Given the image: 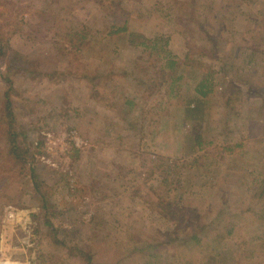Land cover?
Here are the masks:
<instances>
[{
    "label": "rangeland",
    "instance_id": "374dc122",
    "mask_svg": "<svg viewBox=\"0 0 264 264\" xmlns=\"http://www.w3.org/2000/svg\"><path fill=\"white\" fill-rule=\"evenodd\" d=\"M258 34L264 0H0L12 53L0 63V116L7 71L22 136L42 148L35 164L17 163L0 125V264H263L264 108L244 99L230 111L224 97L261 74L232 61ZM162 37L182 77L173 93L164 60L140 64ZM13 52L23 58L10 69ZM208 74L217 86L199 109L194 88ZM148 76L159 84L140 96L136 77ZM187 97L185 119H167L166 104ZM164 123L173 147L156 134Z\"/></svg>",
    "mask_w": 264,
    "mask_h": 264
},
{
    "label": "trees",
    "instance_id": "16d2710c",
    "mask_svg": "<svg viewBox=\"0 0 264 264\" xmlns=\"http://www.w3.org/2000/svg\"><path fill=\"white\" fill-rule=\"evenodd\" d=\"M128 31V24H126L123 27L118 28L116 33H126ZM78 37L77 41L83 42L85 41L88 37L87 34L84 33H79L75 34L72 37L70 36L71 39H74ZM8 39H4L3 37L0 36V63L2 62L3 59L9 58V55H11V47L8 43ZM168 41L169 38L164 41V38L162 37L161 39L155 40L151 45H143L144 53L149 51L151 54L155 55V61L153 59H148V61L143 60L144 63H140L142 69H147L150 67H153V62L158 63L161 60H164V65L163 69H168L172 73V78L170 82H168V89L170 93H173V90L175 89L176 84L182 79L181 76L174 77V73L176 72V69L178 67L177 61L172 57L171 55V50L168 46ZM235 52V51H234ZM232 54V58L236 59V55ZM14 55V56H13ZM11 63L8 65L10 66V69L13 68H19L21 67V64H19L16 61V57L18 58H23L20 54L17 52H13ZM172 57V58H171ZM150 58V57H149ZM23 64V63H22ZM139 64V63H138ZM232 65V62H231ZM138 66V65H137ZM136 66V67H137ZM126 76H130L131 79L134 78V75L132 73H125ZM3 79L5 80L6 83V91H5V101L3 103V109L2 113L0 116V125L3 126L1 129L4 131L3 134L6 133L5 137H8V155L9 157H12L13 159L16 160L17 163L21 164H28L30 165L31 163H36L38 156L42 153V148L39 147H34L33 143L27 136H22L24 135L23 132V126L21 127V123L19 122V119L17 117V111L13 103L12 96L15 93V88L13 86V83L10 80V77L7 75V71H5L2 74ZM91 79H95V77H90ZM109 78H112L109 77ZM86 79L89 80V78L86 77ZM136 80L139 82L141 86H143V90H140L138 95L140 96H146L147 94L150 95L151 92V87L154 88L156 84L158 85V79H156L154 76L153 78L151 76L147 77V80L144 77H136ZM122 83V82H121ZM124 84V83H122ZM230 87H227V89L224 91V97L226 99V107H228L231 110H233L234 107L237 106V103L241 102L240 100V95L242 93V90L239 89V87L233 85L232 83L229 84ZM217 84L213 78V75H205V78L201 83H199L195 88V95L193 100L197 102V106L200 109L199 105L203 104V100L209 97L211 94H214L215 88ZM145 87V88H144ZM146 92V94H145ZM226 95V96H225ZM131 97V96H130ZM129 96L128 94H125V97L122 99L123 100V106L127 110H132L136 106V101L133 98V101H130L128 99ZM197 107L194 106V108L190 109L191 115L194 114L193 112H196ZM133 117V116H131ZM131 117H127L126 121L130 122L131 125H134L135 123H139V118L137 116L132 119ZM195 136V141L197 146L202 149L205 146V141L203 139V136L201 134L194 135ZM230 147L227 149L229 150ZM37 180V179H35ZM46 225L51 227V229L54 231L55 227L52 224L51 220L48 219L46 221Z\"/></svg>",
    "mask_w": 264,
    "mask_h": 264
},
{
    "label": "crops",
    "instance_id": "0c3cea01",
    "mask_svg": "<svg viewBox=\"0 0 264 264\" xmlns=\"http://www.w3.org/2000/svg\"><path fill=\"white\" fill-rule=\"evenodd\" d=\"M256 34L257 33H254L253 32V34L248 35V39L250 41H252V37L256 36ZM261 34H263L262 31H261ZM262 36L263 35H259L258 48H254L252 46V43L254 44L256 42L255 41V38L256 37H255L254 38V41L252 43L250 42L247 45L246 49H236L235 52H234L235 55H236V59L240 60V57H245L246 58V62H247V67H249V68L251 67L250 70H252V71H254L255 69H258V70L261 71V74H258L257 73L254 76H250V75L247 74L246 75L247 78L245 80V82H246L245 85H247L246 88H245L244 83H242L238 79H235V81L232 84L235 85L236 87L238 86L239 89H241L243 87L241 89L243 91V94H242V97L243 98H241V100L242 101L244 99L248 100L246 102V106H249L250 103H251V101H253L255 103V105L258 104V103H261L262 104V107L264 108V39H262ZM263 38H264V36H263ZM252 47H253V49H252ZM257 61H260V63L258 64ZM250 70H247V71L250 72ZM240 86H242V87L240 88ZM255 89L258 90V91H256ZM178 99H180V98H178ZM188 100H189V97H187V99L179 100L178 102L179 103L181 102L180 103L181 104V106H180L181 108H179V106L177 105V108L176 109L173 106H171L172 103H167L166 104L167 108H166V111H165V113L169 115V116H167V119H169L170 117L171 118H174L175 114H177L178 116L175 117L176 119H179L180 121L181 120H184L185 119V116H187L184 111H185V108L188 107L187 106L188 105ZM236 109H237L236 112H241V110L239 109L238 106H236ZM187 111L190 112V110H187ZM237 116L238 115H234V118H236ZM262 117H263V120H260V121H262V123H263L261 126L264 127V113H263ZM248 121H249V125L250 126H251V122L254 123L252 120H248ZM173 123L174 122H171V124H173ZM164 124H165V127L164 128H163L164 125L161 126V124H160V126L158 128L160 130H158V133L156 131V134L159 135V139H160L161 136L166 135L167 136V139H166L167 142H165L164 144L173 147V143L176 142L179 139L176 137L177 135H175V133L173 131H171L172 133L170 132V127H169L168 123H164ZM250 129L251 128H248L247 129L248 130L247 131V134L249 136H252L254 134V132L252 130H250ZM238 135H239L238 133H235V134L231 135L230 138L232 139L233 137H238ZM159 139H156L155 142H158ZM179 142L180 141H178V143ZM156 146L158 147V144ZM181 148L183 150V146ZM216 177H218V175H216ZM209 180H211V178H209ZM260 181L264 184V175H263V180L260 179ZM210 183H211V181H210ZM259 195H262L264 197V191H262L261 193H259ZM254 260H255L254 257H252L251 260H249V258H248L246 260V262H244L242 264H255V261ZM242 261H245V259H242ZM236 262L237 261L232 262L231 264H236ZM220 263L223 264L224 262L223 261H220ZM237 264H240V262L237 263ZM263 264H264V262H263Z\"/></svg>",
    "mask_w": 264,
    "mask_h": 264
},
{
    "label": "built area",
    "instance_id": "2783aa9c",
    "mask_svg": "<svg viewBox=\"0 0 264 264\" xmlns=\"http://www.w3.org/2000/svg\"><path fill=\"white\" fill-rule=\"evenodd\" d=\"M11 216H13V214Z\"/></svg>",
    "mask_w": 264,
    "mask_h": 264
}]
</instances>
